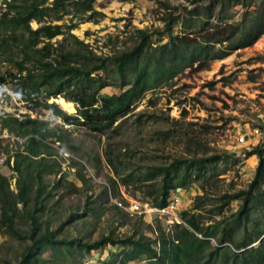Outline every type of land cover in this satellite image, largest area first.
Returning a JSON list of instances; mask_svg holds the SVG:
<instances>
[{
  "label": "rangeland",
  "instance_id": "374dc122",
  "mask_svg": "<svg viewBox=\"0 0 264 264\" xmlns=\"http://www.w3.org/2000/svg\"><path fill=\"white\" fill-rule=\"evenodd\" d=\"M20 1L0 0V16L8 2ZM207 2L197 1L200 7L193 10L195 14H186L187 22L201 19L214 23L217 18L207 17L202 11ZM179 3L189 8L195 5L185 0H94L93 8L103 13L98 20L95 16L94 20L77 23L78 19L70 21L65 16L57 23H76L72 33L98 53L111 54L134 45L138 38L137 28L161 29L164 5ZM236 9L235 18H239L240 8ZM178 23L173 26L174 34L186 31ZM31 26L35 28L37 23L31 21ZM62 36L50 41L56 46ZM159 39L163 42L166 35L152 38L153 45L158 44ZM194 53L193 50V57ZM109 65L111 72L108 71L107 76L118 83L112 71L115 64ZM6 69V63L0 61V73ZM118 91L114 85L105 87L100 93ZM51 102L67 113L76 111L72 109L75 103L62 96L49 98L48 103ZM5 113L18 119L28 115L47 121L61 140L56 141L55 137L45 140L54 155L43 161L52 163L54 172L43 174L46 189L42 196L38 200L34 197L38 178L31 164L28 168L31 175L25 176L29 191L17 198L14 232L0 220V264L22 263L33 225L26 213H31L33 208L40 223L37 235L49 229L55 232L56 240L76 237L84 242L104 236L124 238L132 235L136 238L143 235L156 250L162 251L163 245L168 249L175 240L177 228L167 227L163 215L133 213L131 205H155L153 202L162 180L160 167L170 166L176 159L195 160L210 155L218 156L217 161L208 164L200 173L193 168L192 176L181 186L178 184L186 166H179L178 177L170 176L176 186L169 189L167 196V203L176 201L179 211L187 212L185 218L193 215L203 231L214 228L217 231L211 237L205 236L192 230L183 219L181 227L185 226L206 241L197 264H242L231 257L225 262L222 260L220 253L234 250L228 231L232 239L249 242L246 247L235 249L238 255L244 249L259 246L264 239V174L262 181H255L247 198L246 207L250 209L247 215H238L234 220L243 194L222 204L224 193L248 189L255 179L258 158L255 154L247 155L246 151L257 143L264 145V132L260 127L264 126V33L249 46L238 48L221 59L209 60L206 68H197L195 61L193 67H183L173 78L145 90L129 114L104 132L67 124L48 109L19 101L10 84H4L0 91V116ZM24 142L25 137L8 132L0 121V175L6 179L4 183L0 181V215L2 201L16 199L19 193L18 184L23 176L16 170L15 160L19 159L16 152L23 149ZM78 173L83 179L77 178ZM126 176L132 178L124 182ZM113 204L125 211V215ZM61 246L59 243L45 246L25 264H122L121 252L129 248L122 244H106L87 252L70 243ZM215 248H219L217 253H213ZM142 258L126 264L152 263L145 256ZM252 264H264V259Z\"/></svg>",
  "mask_w": 264,
  "mask_h": 264
},
{
  "label": "trees",
  "instance_id": "16d2710c",
  "mask_svg": "<svg viewBox=\"0 0 264 264\" xmlns=\"http://www.w3.org/2000/svg\"><path fill=\"white\" fill-rule=\"evenodd\" d=\"M93 1L8 2L0 16V61L7 65V69L0 73V91L4 84H10L12 93L19 101L36 104L37 108L48 109L53 116L61 118L67 124L82 125L92 131L104 132L116 121L124 119L129 114L145 90L159 85L163 80L173 78L183 67H193L195 61L197 68H206L209 60L221 59L238 48L249 46L264 33V0H208L202 6V11L207 17H216L217 20L214 23L201 19H192L191 22H187L189 20L186 14H195L193 10L195 12L200 5H196L199 0H185L188 4L195 5L190 8L185 3L164 5L165 13L162 17L161 29L137 28L138 38L134 45L111 54L98 53L88 42L71 32L76 23H57V21H63L65 16L70 21L74 18L78 19L77 23L94 20L95 16V20H98L103 13L93 8ZM237 7L240 8L239 18H235L238 12ZM228 11H230L229 14H227ZM31 21H35L37 27L33 28ZM178 22L186 31L174 34L173 26L179 24ZM58 35H63L62 39L54 46L50 40ZM162 35H166V39L163 42L159 39L158 44L153 45L152 38H159ZM193 50L195 57L192 55ZM110 61L115 64L112 71L118 77V83L110 81V77L107 76L111 72L109 71ZM114 85L118 92L100 93L105 87ZM58 96H62L66 101L74 102L76 111L67 113L57 104L48 103L49 98ZM40 97L43 99L40 100ZM0 121L1 126L8 132L25 137L23 149H18L16 152V158L19 159L15 160L16 170L23 176L18 184L19 193L16 194V199L2 201L0 215L2 224L14 232L13 220L17 214V198H22L21 196L29 191V183L25 178L31 175L28 168L31 164L35 166L38 187L34 197L38 200L46 189L43 174L54 172L51 169L52 163L43 161L54 155L51 146L45 140L48 137H55L56 141H60L61 137L56 135L55 129L50 128L47 121L30 118L28 115L18 119L5 113L4 116H0ZM260 127L264 132V126L260 125ZM263 148L264 145L257 143L246 151L247 155L255 154L258 158L255 179L249 184L248 189L223 194L222 204L231 202L243 194L234 220L238 219V215L248 214L250 209L246 207L247 198L255 181H262ZM217 159L216 155L203 156L195 160L176 159L170 166L160 167L162 180L153 203L157 206L167 205L169 189L176 186L172 183L170 176L178 177L176 171L179 166H186L182 180L178 184L181 186L187 182V178L192 176L193 168L200 173ZM22 163H24L23 167H21ZM77 175L78 179H83L82 175L79 173ZM128 176H126L127 179H123L124 182L132 178ZM135 179L140 180V178ZM0 181L4 183L5 177L0 175ZM113 207L125 215L126 212L117 204H113ZM35 212L33 208L31 213H26L33 225L28 235L30 243L26 245L20 264L29 263L39 249L45 246L52 247L56 243L62 245L61 247L70 243L86 249L87 252L97 250L106 244H122L129 247L121 252L122 264L142 260L143 256L149 262L152 261L150 264H197V257L206 243L180 224L174 226L177 228L174 242L168 249H165L163 245L162 251L152 247L149 238L143 235L136 238L132 235L124 238L104 236L92 242H84L76 237L70 240L65 238L56 240L55 232L49 229L37 235L40 223L37 222ZM186 214V211L180 212L182 219L195 232L210 237L217 233L215 228L203 231L193 215L185 218ZM228 232L226 233L234 250L220 253L224 262L230 257L234 262L241 261L242 264L261 262L264 259L263 238L259 246L244 249L238 255L235 249L244 248L249 242L246 239H232V235ZM218 249L215 248L213 253H217Z\"/></svg>",
  "mask_w": 264,
  "mask_h": 264
},
{
  "label": "built area",
  "instance_id": "2783aa9c",
  "mask_svg": "<svg viewBox=\"0 0 264 264\" xmlns=\"http://www.w3.org/2000/svg\"><path fill=\"white\" fill-rule=\"evenodd\" d=\"M239 139L242 141L243 137H240ZM177 206L178 205L174 200L169 201L165 206H151L149 204L141 205L140 203H132L131 211L138 214L150 212L156 214L155 216L163 215L165 217L164 221L168 225L167 227H174L176 224L184 223Z\"/></svg>",
  "mask_w": 264,
  "mask_h": 264
},
{
  "label": "water",
  "instance_id": "95a60500",
  "mask_svg": "<svg viewBox=\"0 0 264 264\" xmlns=\"http://www.w3.org/2000/svg\"><path fill=\"white\" fill-rule=\"evenodd\" d=\"M74 111H75V108L73 107Z\"/></svg>",
  "mask_w": 264,
  "mask_h": 264
},
{
  "label": "bare ground",
  "instance_id": "6f19581e",
  "mask_svg": "<svg viewBox=\"0 0 264 264\" xmlns=\"http://www.w3.org/2000/svg\"><path fill=\"white\" fill-rule=\"evenodd\" d=\"M73 109V108H72ZM72 111V110H71Z\"/></svg>",
  "mask_w": 264,
  "mask_h": 264
}]
</instances>
